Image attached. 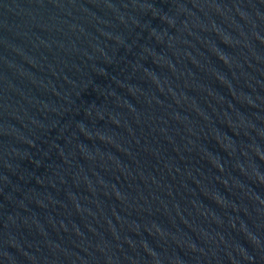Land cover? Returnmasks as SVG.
<instances>
[{
    "label": "water",
    "instance_id": "water-1",
    "mask_svg": "<svg viewBox=\"0 0 264 264\" xmlns=\"http://www.w3.org/2000/svg\"><path fill=\"white\" fill-rule=\"evenodd\" d=\"M0 264H264V0H0Z\"/></svg>",
    "mask_w": 264,
    "mask_h": 264
}]
</instances>
